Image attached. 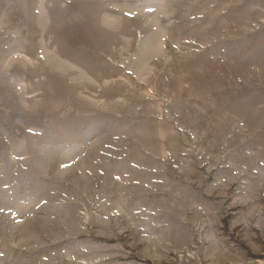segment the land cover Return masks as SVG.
I'll list each match as a JSON object with an SVG mask.
<instances>
[{
    "label": "rangeland",
    "instance_id": "374dc122",
    "mask_svg": "<svg viewBox=\"0 0 264 264\" xmlns=\"http://www.w3.org/2000/svg\"><path fill=\"white\" fill-rule=\"evenodd\" d=\"M0 264H264V0H0Z\"/></svg>",
    "mask_w": 264,
    "mask_h": 264
}]
</instances>
